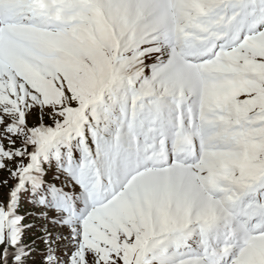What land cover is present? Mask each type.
Returning <instances> with one entry per match:
<instances>
[{"label": "snow or ice", "instance_id": "1", "mask_svg": "<svg viewBox=\"0 0 264 264\" xmlns=\"http://www.w3.org/2000/svg\"><path fill=\"white\" fill-rule=\"evenodd\" d=\"M0 264H264V0H0Z\"/></svg>", "mask_w": 264, "mask_h": 264}]
</instances>
